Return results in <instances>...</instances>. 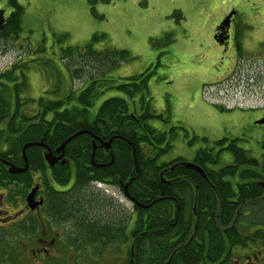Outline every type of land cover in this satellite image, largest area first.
Masks as SVG:
<instances>
[{
    "label": "rangeland",
    "instance_id": "rangeland-1",
    "mask_svg": "<svg viewBox=\"0 0 264 264\" xmlns=\"http://www.w3.org/2000/svg\"><path fill=\"white\" fill-rule=\"evenodd\" d=\"M19 1L25 5L22 38H0V75L21 63L15 72L17 80L22 75L26 77L21 98L28 97L34 103L40 97L60 99L70 92L71 84L79 92L89 83L85 70L91 77L100 75L87 66L89 55H65L68 48H84L92 42L96 51L125 50L133 60L129 65L116 64V71L105 70L108 77L111 73L114 77L121 73L130 75L133 70V79L146 69L153 75L133 97L108 90L98 98L93 110L104 100L120 96L131 103L132 109L134 102L137 107L139 103V115L148 109L162 115L163 120L153 119L151 123L157 120L177 135L176 141H171L172 148L160 157L162 163L179 157L192 159L201 148L224 137L240 139L239 147L262 160L264 125H257L256 121L264 115V0ZM0 5L8 7L7 0ZM230 10L237 12L233 30L250 37L247 46L251 51L242 49L239 53L236 49L234 54L233 45H217L215 30ZM175 11L181 17L172 16ZM68 65L73 70L75 65L84 69L72 82ZM23 108L34 112L33 104ZM177 141L185 142L187 147ZM226 153L221 154L218 167L233 162V155L224 157ZM109 188L111 201L127 208L130 214L132 202L114 187ZM254 208L253 214L255 211L260 217L261 209ZM240 213L243 215L244 211L240 209ZM124 251L121 244H116L98 254L124 255ZM110 255L103 262L97 257L85 256L88 260H84L81 256L77 264H119L121 256L117 262H110ZM62 264H71L70 257H64Z\"/></svg>",
    "mask_w": 264,
    "mask_h": 264
},
{
    "label": "trees",
    "instance_id": "trees-1",
    "mask_svg": "<svg viewBox=\"0 0 264 264\" xmlns=\"http://www.w3.org/2000/svg\"><path fill=\"white\" fill-rule=\"evenodd\" d=\"M9 1L15 6L13 15L15 19L11 21L10 29L17 28L19 31L25 9L24 6L18 4L17 0ZM172 16L181 17L178 11H175ZM80 49L85 50L81 52ZM73 54L89 55L91 59L87 60V66H91V72L98 71L100 75L91 77L93 75L85 70L84 76H90L89 83L79 92L74 90L71 84L70 92L60 99L40 97L38 102L34 103L28 97L21 98V92L26 88V77L24 75L21 78L18 77L19 83H16L18 80L15 79V76H18L15 74L16 69L21 66V63L2 72L0 75L1 158L17 165H23L22 148L26 143L38 142L46 137L44 141L52 147L61 145L63 140L85 128L86 120L82 124V118L87 119L88 115L84 108L93 107L97 96L113 89L133 97L136 92L145 87L147 78L153 75L152 71L146 69L141 73L143 75L133 79V76L130 77L125 73L115 77L111 73L108 77L106 72L116 71L114 69L116 64L126 62L125 65H129L132 58L125 50L96 51L93 50L92 42H90L84 48L71 47L65 51V55ZM101 56H105L108 60ZM75 66V70L72 65H68V68L66 66L67 70L71 69L69 73L71 82L74 78L80 77L84 71L83 67ZM134 73L136 72L132 70L130 74ZM116 81L119 84L115 85ZM100 87L102 89L98 90ZM95 89L99 91L98 94L95 93ZM142 101L144 103L146 100ZM29 104L34 105V112H28L23 108ZM129 104L125 98L113 96L105 100L99 111L98 119L106 120L108 116L109 127L112 124V128L122 135L121 140L113 142L115 160L105 170L112 178H120L124 182L135 177L133 183L130 184V189L137 201L141 204L153 202L163 204L161 210L160 207L154 205L142 208L136 206L137 210L150 211L153 216L160 214L161 217H167L164 220L166 224L158 227L157 224L148 221L144 224L138 222L136 226L134 220L125 231L126 228L123 226L127 219L119 216L113 207V202L91 192L88 185L89 174L81 167L89 165L87 154H80L77 157L80 161L75 162L82 171L77 178L79 189L69 195L53 193L54 197L50 206L54 212L51 214L52 220L49 223L60 226L63 221H71L84 232L95 226L96 228L90 229L92 231L90 234H95L96 241L107 237L108 233L112 241L119 240L123 235H131L133 243L128 255H131L132 247L133 262L130 261L128 264H165L171 256L172 264H230L233 257H240L237 247L242 249L252 246L264 250V189L260 185V181L264 180V156L260 163L250 158L245 150L234 144L231 146L232 151L240 165L215 169L207 164L213 160L211 156H207L204 160L205 165L199 160L196 162L202 163L199 166L205 171L208 181L198 172L183 166L177 167L174 174L170 169L165 171L164 175L168 180L179 177L172 187V184L161 181L162 169H156L154 173L148 170L149 162L143 158L142 152L137 153V159L134 158L132 144L136 141L131 129L142 127L132 120L131 112H134L135 108L132 109ZM152 118L154 114H151L148 109L142 115L141 120L145 122ZM157 118L163 119L161 116ZM94 129H97L96 125ZM152 132L145 131L146 134ZM78 143L91 144L90 139L85 135L81 139L70 142L67 149L69 150L71 146ZM27 156L30 168L22 174H11L8 167L0 161V191H8V201H14L19 196L25 197L35 182L32 174L42 169V149L40 147L28 148ZM196 162L194 163L197 164ZM71 164L70 166H74L73 160ZM82 173L86 177L82 178ZM253 208L261 209L260 217L254 212L253 228L243 229L242 225H238V221L248 216L247 209L252 211ZM240 209L241 212L244 211L243 215L241 213L239 215ZM170 233L175 236L174 241L166 238ZM154 235L159 237H154ZM0 240L5 241L6 238L2 237ZM104 248L106 246L95 247L93 250L100 253ZM81 250L89 255L87 247ZM136 258H139L138 261ZM49 264H53L52 261Z\"/></svg>",
    "mask_w": 264,
    "mask_h": 264
},
{
    "label": "flooded vegetation",
    "instance_id": "flooded-vegetation-1",
    "mask_svg": "<svg viewBox=\"0 0 264 264\" xmlns=\"http://www.w3.org/2000/svg\"><path fill=\"white\" fill-rule=\"evenodd\" d=\"M17 1L20 6H25L19 0ZM7 5L9 8H11V10H9L6 6L3 7L0 5V9H5L6 18L4 30L0 32V38H22L20 36V33L23 29L22 23L20 25L19 31L17 30V28L10 29V23L15 19L13 17V15L15 14V6L12 5L9 0H7ZM231 12H234L235 16L233 15L230 20L225 22L227 16ZM228 15L220 22L222 24L221 27L215 30L214 34L218 37L216 41L217 45H227L228 47L233 45V51H235L234 54H236V49L239 53L242 51V49H248V51H251V47L247 46V41L250 37L246 38L244 37V35H240L235 32V30H233V27L237 21V12L230 10ZM262 43H264V41ZM256 48L258 49V45L256 46ZM246 50L243 52H246ZM134 74H130L129 76L132 77L134 76ZM100 89L102 88L100 87L98 90ZM98 90L95 89V93L98 94ZM99 97L101 98L102 95L97 96V98L94 100L93 107L84 108L88 115L87 119L82 118V124L86 120V125L84 126L85 128H82L74 133L76 134L80 131H85V133L79 135L73 140L81 139L86 135L90 139V145L78 143L71 146L68 150L67 147L70 144L68 143L65 147V150L58 153L56 150L60 145L52 147L49 143L44 141V143L48 145L53 151L56 158L60 157L61 154H64V158L60 159L56 166H54L53 168H48L44 157L46 149L45 147L37 146L42 149V169L40 168L36 173L32 174L35 182L27 192L26 196H19L14 201H8V191H0V238H6L5 241L0 240V264H45L48 262L50 263L51 261L57 264H62V259L64 257H70L71 264H77L78 257L81 256L84 257V260H88L87 258H85V256H90V258L97 257L100 258L103 262L105 258L111 253L100 255L98 254V252L93 250V248L103 246L108 247L110 245L116 244H121L125 248L124 255H110L107 260L110 261V259L112 258V261L110 262H117L116 260L121 256V261L119 262V264H123L126 261V263L130 261L132 262L131 256L128 255L129 251L126 255V248L128 247V245L132 246L133 243V238L131 235H123V237L119 240L112 241L110 240V233H108L107 237H103L102 240L98 239L96 241L94 239L95 234H90L92 232L90 229L96 228L95 226L90 227L87 232H84L81 228L79 230V228L71 221H63V224H60V226L49 223L52 220L51 214L54 212V209L50 206L54 197L53 193L56 192L60 195H69L74 190L77 191L79 189L77 182V167H79V165H76L75 162L80 161V159L78 160L77 158L80 154H87L89 156L88 167L86 165H83L81 167L84 168V170H86L90 176L97 175V182H103L106 184L108 183L110 186L112 185L116 191L120 192L131 202L137 200L132 195L130 189V184L133 183L135 177H131L129 181L124 182L120 178H112L109 174H107V171L105 170V168L110 166L115 160L114 144L111 139L115 136L122 135L120 132H116V130L112 128V124L111 127H109L110 119L108 116H106V120L98 119L99 111L103 103L105 102L104 100L97 109L93 110L97 101L99 100ZM134 103L136 106V102ZM129 105L131 106V103ZM138 108L134 109V112H131V116L133 117L132 120L136 123V125L142 128L131 129V131L135 134L134 136L136 141L135 144H132V154L134 158L137 159V153L142 152L144 156L143 158L149 162V164H147V168L149 171H152V173L156 172V169H162L160 173L161 181L172 184L173 187L175 181H177L179 177L168 180L164 175L165 171L170 169L174 174V170L177 167L184 166L182 163H194L196 162V160H199V162H203V164L205 165L206 162H204V160L207 158V156H211L213 158L212 162L207 164L213 166L215 169H221L226 166L237 167L238 165H240V162L236 160L235 154L232 151L233 147H231L234 144L238 146V144L233 142L234 139H230L228 137L219 139L215 141V143L201 148L198 152H196V155L192 159L179 157L176 159H171L167 162H160V157L167 154L168 151L172 148L171 141H176L177 135L174 134L175 132L173 131V129H167L163 127L161 123L157 122V120H155L154 123H151L153 119H158V116L162 117V115H159L157 113H155L154 118L143 122L141 120V117L145 113L139 115ZM95 125L97 129H94ZM108 127L111 130H108ZM145 131L153 132L146 134ZM45 138L46 137H44V140ZM145 138L147 139L145 140ZM177 144H181L184 147H187L186 143L182 141H177ZM87 146L90 147V150L86 149ZM223 152H228L226 153V155H224V157L229 156V153L232 154L234 160L231 164L218 167L221 162V154ZM247 152L249 153V151ZM64 159L65 161L64 163H62ZM252 159L256 158L252 157ZM72 160L74 161V166H70L72 165ZM256 160L262 163V160ZM0 161L8 167V165L3 160L0 159ZM197 164L200 165L202 163ZM15 165L18 167L23 166L17 164ZM186 168L194 170L192 168ZM64 175L66 177L70 176V181L65 182ZM36 186H38L39 188L36 192L35 201L40 204L35 209H32L28 207L27 196ZM91 192L100 198H105L97 194L93 190H91ZM181 196L182 195H180V197ZM139 203L141 204V202ZM135 206L142 208V206H139L137 203L135 204ZM246 214L250 219H242L238 221V225H242L243 229L245 227L253 228V211H249V209H247ZM247 235L249 236V234ZM84 247H87L89 249V255H86L85 252L81 250V248ZM237 250L240 257H233L230 261V264H260V261H262L261 264H264L263 249L253 248L252 246H250V248L242 249L241 247H237ZM138 259L136 258L137 261Z\"/></svg>",
    "mask_w": 264,
    "mask_h": 264
},
{
    "label": "water",
    "instance_id": "water-1",
    "mask_svg": "<svg viewBox=\"0 0 264 264\" xmlns=\"http://www.w3.org/2000/svg\"><path fill=\"white\" fill-rule=\"evenodd\" d=\"M233 15H234V12H231L229 14V16L227 17L225 22L230 20ZM5 21H6L5 9H0V32L4 30ZM256 124L263 125L264 124V117L262 119L258 120L256 122ZM83 133H85V131H80V132L70 136L56 151L58 153L63 152L68 143H70L74 138L78 137L79 135H81ZM33 146L45 147L46 153L44 154V157H45L46 163L51 167L55 166L60 159L64 158V154H61L60 157L56 158V156L54 155V153L50 149V147L44 143V138L38 142H28L22 148V158L24 161L23 166L18 167L15 164L2 159L8 165V170L11 174H21V173H25L29 170V160L27 157V150H28V148L33 147ZM64 161H65V159L62 161V163H64ZM182 164L188 168H192V169L196 170L204 179H206L208 181L207 175H206L205 171L202 169V167H200V166H198L192 162H184ZM260 185L264 189V180L260 181ZM38 188H39L38 186L33 188V190L27 196V203H28L29 208L35 209L40 204V203L35 201V196H36V192L38 191ZM171 260H172V256L165 264H172Z\"/></svg>",
    "mask_w": 264,
    "mask_h": 264
},
{
    "label": "bare ground",
    "instance_id": "bare-ground-1",
    "mask_svg": "<svg viewBox=\"0 0 264 264\" xmlns=\"http://www.w3.org/2000/svg\"><path fill=\"white\" fill-rule=\"evenodd\" d=\"M68 138L63 140V142H61L60 144L62 145ZM121 139H122V136H115L114 138L111 139V141L118 142V140H121ZM86 149L90 150V147L87 146ZM0 159L2 160V158H0ZM3 160H5V159H3ZM5 161H7V160H5ZM46 165H47L48 168H53L54 167V166L53 167L49 166L47 163H46ZM80 172H82L80 170V167H77L78 175H80ZM81 177L84 178L86 176L82 173ZM96 179H97L96 177H93V176L89 175L88 185H89L90 189L95 191L97 194L105 197V199L111 201V199L109 198V194H110V188L109 187H110V185L108 183L106 184V183H103V182H97ZM64 181L65 182L70 181V176H67V177L65 176ZM79 187L80 186H79V182H78V188ZM136 203L139 206H142V207H151L152 205H154L155 207H160V210L162 209V206H163V204L160 203V202H157V203L153 202V203H150V204H145V203L140 204L137 200H134L131 203L132 210H131L130 214H127V208H124L123 206L121 207V206H119V205H117L116 203L113 202V207H114L115 211L119 214V216H121L122 218H126L127 219L125 224H124V226H123V228H126L125 231L129 228L128 225H132L133 224L134 220L136 222V226L138 225V222L140 224H144L145 222H148V221L151 222V223L157 224L158 227L159 226H164L166 224V223H164V220L167 217H161L160 214H157L156 216H153L152 212H150V211H138L136 206H135ZM154 237H159V236L154 235ZM174 237L175 236L172 233H170V234H168L166 236V238L172 239V241H174V239H175Z\"/></svg>",
    "mask_w": 264,
    "mask_h": 264
}]
</instances>
